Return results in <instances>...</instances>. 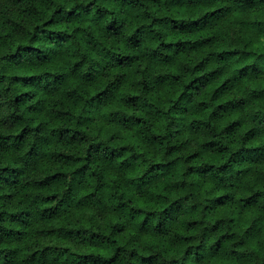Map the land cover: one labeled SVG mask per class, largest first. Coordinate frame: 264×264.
<instances>
[{"label": "trees", "instance_id": "trees-1", "mask_svg": "<svg viewBox=\"0 0 264 264\" xmlns=\"http://www.w3.org/2000/svg\"><path fill=\"white\" fill-rule=\"evenodd\" d=\"M0 264H264V0H0Z\"/></svg>", "mask_w": 264, "mask_h": 264}]
</instances>
